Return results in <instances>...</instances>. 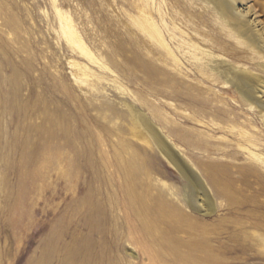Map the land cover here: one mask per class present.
<instances>
[{"label":"rangeland","instance_id":"374dc122","mask_svg":"<svg viewBox=\"0 0 264 264\" xmlns=\"http://www.w3.org/2000/svg\"><path fill=\"white\" fill-rule=\"evenodd\" d=\"M250 4L264 27V0ZM215 8L205 0H0V264H65L87 246H107L113 264H177L202 236L237 249L226 261L264 264V109L200 71L219 59L218 70L264 79V53ZM138 115L201 177L213 214L186 205L191 186ZM121 164L149 169L133 185L139 191L167 192L175 207L167 245L135 233L117 203L122 180L94 174ZM104 213L113 218L107 242L92 224Z\"/></svg>","mask_w":264,"mask_h":264},{"label":"bare ground","instance_id":"6f19581e","mask_svg":"<svg viewBox=\"0 0 264 264\" xmlns=\"http://www.w3.org/2000/svg\"><path fill=\"white\" fill-rule=\"evenodd\" d=\"M211 2L216 8V11L224 12L235 19L233 27L241 29V37L246 41L247 46L256 44L257 48L264 53V27L259 20V12L254 5L250 2L254 0H205ZM262 12H264V5L262 4ZM237 30V29H236ZM74 38L75 33H71ZM154 36L160 42L166 41L164 39L162 31L158 26L154 29ZM76 38V37H75ZM81 46V45H80ZM166 46V45H165ZM168 47V46H167ZM82 49H84L81 46ZM213 63H208L200 67V71L207 77L213 78L214 81H220L224 85L231 84V88L238 89V94L245 102L257 101L259 105L264 109V79L260 75L248 76L244 73L238 74L237 71L224 72L218 70L219 59L213 60ZM234 71V72H233ZM231 76L232 81L225 82L223 78ZM263 100V101H261ZM203 101V100H202ZM205 103V102H204ZM208 103V102H207ZM138 119L141 124L148 130V133L154 137L163 155L168 160L169 164L178 170L187 179L189 185L192 188V194H189L188 205L193 211L204 212L205 215H211L215 212L212 198L210 197L207 188L201 179V177L193 171L176 153L174 147H172L164 135L156 128L147 118L143 115H138ZM142 141H147L143 139ZM261 160L260 158H257ZM113 169V170H111ZM147 168L140 166H134L131 164L115 165V166H99L94 174L97 178L101 177V174H107L106 181L112 182L113 179L118 177L125 184L119 188L122 194L121 200L118 205H122L126 208L130 218L136 223L137 228L135 233L142 237L150 235L155 241H160L164 245H167L170 241V236L175 231L171 225L169 219L171 218V211L175 210L172 203L166 197V191L162 187H154L153 185H147L146 190L140 186V190L136 189L133 185L139 181L141 185L140 177L143 174L148 173ZM142 186H144L142 184ZM157 191L156 197H152L153 192ZM155 202V203H154ZM94 203V202H93ZM95 206L104 204L103 202L94 203ZM104 213V217L99 221L94 219L92 224L101 225V238L107 242L109 236H114V233L109 230L113 223L111 214ZM106 215V216H105ZM111 217V218H110ZM181 223H186L182 218L179 219ZM160 225L164 227H160ZM183 230V229H182ZM177 232V231H176ZM99 233V232H98ZM180 234V233H179ZM105 242V244H106ZM238 248V247H237ZM248 247L239 246L238 251L242 254L249 252ZM187 257L182 256L181 252L177 255V264H249V260L245 262H229L226 261L225 255L236 254L237 249L233 247H225L224 245L213 244L210 239L201 237V241L195 245L188 247ZM108 247H85L79 252V258H70L69 261L63 262L65 264H113L110 259L107 258ZM238 252V253H239ZM162 256V255H161ZM163 257V256H162ZM151 264H160L155 259H152Z\"/></svg>","mask_w":264,"mask_h":264}]
</instances>
